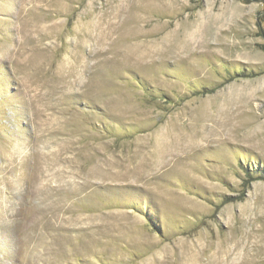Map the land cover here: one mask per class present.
Wrapping results in <instances>:
<instances>
[{"label": "rangeland", "instance_id": "1", "mask_svg": "<svg viewBox=\"0 0 264 264\" xmlns=\"http://www.w3.org/2000/svg\"><path fill=\"white\" fill-rule=\"evenodd\" d=\"M0 264H264V0H0Z\"/></svg>", "mask_w": 264, "mask_h": 264}]
</instances>
